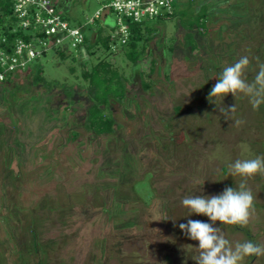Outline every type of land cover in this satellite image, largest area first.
Returning <instances> with one entry per match:
<instances>
[{
  "label": "rangeland",
  "instance_id": "374dc122",
  "mask_svg": "<svg viewBox=\"0 0 264 264\" xmlns=\"http://www.w3.org/2000/svg\"><path fill=\"white\" fill-rule=\"evenodd\" d=\"M62 1L75 24L77 20L86 22L102 6L98 0ZM249 1L256 3L252 25L234 26L227 19L222 24H211L217 31L198 35L199 50L194 53L185 48L186 31L178 26L176 18L158 24L159 30L149 42L138 70L134 71L123 51L116 53V65L129 78L128 100L113 105L119 124L116 132L110 137H91L83 127L85 107L81 106L71 119L72 128L81 132L80 140L85 144L71 143L69 148L72 152L84 150L85 160L75 154L78 166L68 173L60 169L46 174L36 163L28 164V172L18 178L13 190L27 193L23 186L41 177L47 180L50 174L65 184L55 188V181L50 182L41 201L17 211L8 225L14 233L13 240L5 238L0 242V264H21L20 252L27 256L23 264L41 263L45 255V264H196L181 246H198V242L188 239L179 224L189 219L212 222L205 215L188 216L182 199L217 195L226 187L235 188L241 178L232 177L228 165L241 158V144L249 146L251 157L264 156V104L254 110L243 94L209 99L211 88L226 66L247 56V79L251 82L259 64L264 63V0ZM116 16L112 12L111 19ZM149 23L157 21L152 19ZM86 30L89 34L91 29L87 26ZM66 51L70 56L64 61L52 50L40 58L46 77L83 84L82 78H76L82 69L78 48ZM101 53L99 50L97 55ZM152 58L157 60L156 69L148 76ZM95 60L96 56L92 63ZM71 66L76 67L75 73ZM144 79L153 80L151 89L143 87ZM16 82V95L21 97L41 95L48 106L65 99L57 90L50 94L41 91L26 74ZM78 85L74 87L77 89ZM1 96L0 90L3 107ZM235 105V116L246 122L239 127L221 112V108ZM6 113L2 108L1 115ZM17 115L21 139L26 142L35 141L45 127L52 125L42 109ZM65 135L66 129L56 133L48 149L52 150ZM105 146L108 151L103 154ZM93 157L98 160L92 162ZM7 178L5 183L9 186L13 177ZM108 186L116 187L113 193L117 195L115 200L123 204V214L99 211L104 197L109 199L111 195L105 190ZM247 186L255 198L249 224H214L222 228L233 245L238 241L264 244V176H253ZM93 225V232H89L87 226ZM31 228L38 232L45 255L35 252ZM244 264H264V257H248Z\"/></svg>",
  "mask_w": 264,
  "mask_h": 264
},
{
  "label": "trees",
  "instance_id": "16d2710c",
  "mask_svg": "<svg viewBox=\"0 0 264 264\" xmlns=\"http://www.w3.org/2000/svg\"><path fill=\"white\" fill-rule=\"evenodd\" d=\"M53 2L56 10L72 23L71 17L66 12L68 8L64 6V2L62 0L59 2L53 0ZM178 7V0H176L174 13L169 17L153 19L157 21L156 24L149 23L152 19L142 22L129 20L130 35L125 43H122L118 36L113 37L112 31L115 29V23L114 26L110 27L109 24H104L102 20H99L96 25H89L90 33H87L84 44L78 48V52L81 54L79 65L82 66V69L76 78H82L83 84L81 81L68 83L55 78L48 79L41 57L34 59L20 71L6 72L5 79L0 82L3 105L0 107V242L4 241L5 238L13 240L14 233L9 230L11 226L8 225L14 220L17 211H25L30 208L29 206L41 201V197L47 195L46 190L51 187L49 186L50 182L55 181L53 182L55 184L52 185L55 188L56 185L59 187L65 184V181L57 182L55 175L50 174L47 180L41 177L23 186L28 189L27 193L23 189L13 190L19 181L18 178L28 172L30 162L41 166L48 174L56 173L60 169L64 173H68L70 169H75L78 166L75 154H78L82 161L85 160L84 150L79 151L78 149L77 152H72L69 148L71 143L85 144L84 141L80 140L81 132L72 128L71 119L81 106L85 107L83 127L91 137L92 135L110 137L116 132L119 124L113 112V105L126 103L129 82L125 72L116 65L114 56L117 52H124L128 60L132 62L135 71L140 68L141 61L147 55L149 42L159 30L158 24H163L168 19H178V26L186 31L184 46L191 53H194L199 50L198 35L206 36L213 30L217 31L215 27H211V24H222L224 19H227L234 26L242 24L249 26V24H253V15L256 11L255 1L249 0H188L182 9ZM15 22L13 0H0V49L8 53H13L18 38L22 37L29 40L30 37L21 28L16 29ZM82 23V20L76 22L78 25H82ZM234 44L238 45L236 42ZM171 49L174 50L175 47L172 46ZM99 50H102V53L97 55ZM54 54L61 61L70 56L66 50H59ZM215 54L214 56H217ZM46 55L47 52L44 56ZM110 55L113 56L109 57ZM95 56L96 60L92 63L91 60ZM72 58L75 59L76 57L72 55ZM156 61L155 58H152L151 71L148 76L155 72ZM88 63H92V65L88 66ZM0 69H4V67H0ZM70 69L72 73H75V66H71ZM23 74L31 78L33 85L38 86L46 94L57 90L65 99L56 106H48L45 104L46 99L41 95L29 97L16 95L19 92L16 80ZM74 84H79V87L76 89ZM152 86V79L143 80V87L146 90L151 89ZM8 92L10 93L7 94ZM2 108L7 110L4 117L1 115ZM39 109L43 110L52 125L45 127L44 132L41 131L35 141H23L21 139L22 129L19 127L20 117L17 114L30 115L31 110L38 112ZM65 129L67 135L58 145L49 150L48 144L51 139L56 136V133L60 134ZM104 148L103 154H106L108 147L105 146ZM97 160L96 157L91 159L92 162ZM7 177H13L9 186L5 183ZM57 178L62 179L59 176ZM114 188L116 187H106L105 190L111 195H109V199L104 197L103 204L99 209L100 212L114 213L115 215L124 213L122 202L115 200L117 195L113 193ZM129 223L133 226V222ZM94 227L95 225L87 226V229L89 232H93L92 228ZM31 234L34 237L32 244L35 252L45 255L46 252L38 239V232L31 228ZM19 256L22 260L21 264L23 261L26 263L27 256H22L21 252ZM45 256L41 257V263L38 264H45Z\"/></svg>",
  "mask_w": 264,
  "mask_h": 264
},
{
  "label": "clouds",
  "instance_id": "9594fccd",
  "mask_svg": "<svg viewBox=\"0 0 264 264\" xmlns=\"http://www.w3.org/2000/svg\"><path fill=\"white\" fill-rule=\"evenodd\" d=\"M250 61L247 56L239 58L234 64L226 66L217 83L211 88L209 99L224 97L231 93L237 97L243 94L249 98L254 110L264 104V63L259 64V71L255 73L251 82L247 79ZM226 120H234L237 127L246 123L235 116L237 105L221 108ZM241 158L228 165L232 177L239 176L240 183L235 187H226L217 195L185 196L181 203L189 210L188 216L205 215L212 223L189 219L187 223L179 224L184 235L197 241L194 244H184L182 250L196 262V264H244L251 256L264 257V244L252 241L236 242L234 245L226 239L221 227H214L219 221L222 225L247 226L254 212V195L247 186L248 179L255 175L264 176V156L249 155L250 148L241 144ZM186 264V261H185Z\"/></svg>",
  "mask_w": 264,
  "mask_h": 264
},
{
  "label": "built area",
  "instance_id": "2783aa9c",
  "mask_svg": "<svg viewBox=\"0 0 264 264\" xmlns=\"http://www.w3.org/2000/svg\"><path fill=\"white\" fill-rule=\"evenodd\" d=\"M102 6L82 25L71 23L57 11L53 0H13L15 28L29 34V40L18 38L13 53L0 49V82L6 72L20 71L34 59L50 50L80 48L87 35L86 27L96 25L105 13H116L113 37L125 43L130 35L128 21L142 22L169 17L175 11L176 0H98Z\"/></svg>",
  "mask_w": 264,
  "mask_h": 264
},
{
  "label": "crops",
  "instance_id": "0c3cea01",
  "mask_svg": "<svg viewBox=\"0 0 264 264\" xmlns=\"http://www.w3.org/2000/svg\"><path fill=\"white\" fill-rule=\"evenodd\" d=\"M188 0H178V5H179V9H182V7L187 3ZM111 14L112 13H105L103 18H102V22L104 24H109L110 27L114 26L115 23V18L111 19Z\"/></svg>",
  "mask_w": 264,
  "mask_h": 264
}]
</instances>
